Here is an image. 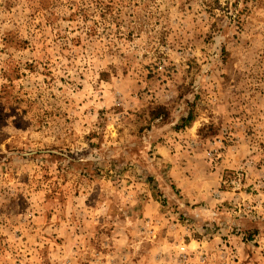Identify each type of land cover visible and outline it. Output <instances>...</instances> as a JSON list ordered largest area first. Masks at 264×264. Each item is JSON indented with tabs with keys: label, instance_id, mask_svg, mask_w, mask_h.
I'll use <instances>...</instances> for the list:
<instances>
[{
	"label": "rangeland",
	"instance_id": "rangeland-1",
	"mask_svg": "<svg viewBox=\"0 0 264 264\" xmlns=\"http://www.w3.org/2000/svg\"><path fill=\"white\" fill-rule=\"evenodd\" d=\"M0 264H264V0H0Z\"/></svg>",
	"mask_w": 264,
	"mask_h": 264
},
{
	"label": "built area",
	"instance_id": "built-area-1",
	"mask_svg": "<svg viewBox=\"0 0 264 264\" xmlns=\"http://www.w3.org/2000/svg\"><path fill=\"white\" fill-rule=\"evenodd\" d=\"M181 250H182V251H185V246H182V247H181Z\"/></svg>",
	"mask_w": 264,
	"mask_h": 264
}]
</instances>
